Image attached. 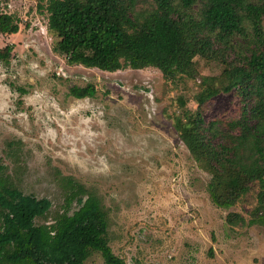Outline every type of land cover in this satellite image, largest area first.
Masks as SVG:
<instances>
[{
  "label": "rangeland",
  "instance_id": "rangeland-1",
  "mask_svg": "<svg viewBox=\"0 0 264 264\" xmlns=\"http://www.w3.org/2000/svg\"><path fill=\"white\" fill-rule=\"evenodd\" d=\"M43 0H0V12L20 22L1 34L13 45L0 60V174L25 193L48 197L61 210V175H71L100 198L108 213V237L127 264H264V225H232L231 213L250 217L259 184L231 208L217 206L209 183L213 167L193 157L181 138L190 122L183 107L196 109L193 80L165 76L154 66L116 71L70 64L54 50L59 39L48 27ZM153 0H139L138 9ZM202 74L221 65L198 60ZM200 77H198V81ZM93 84V96L78 98L74 86ZM239 95L219 93L206 119L230 118ZM85 264H106L94 252Z\"/></svg>",
  "mask_w": 264,
  "mask_h": 264
},
{
  "label": "trees",
  "instance_id": "trees-1",
  "mask_svg": "<svg viewBox=\"0 0 264 264\" xmlns=\"http://www.w3.org/2000/svg\"><path fill=\"white\" fill-rule=\"evenodd\" d=\"M43 0L48 27L59 39L54 50L70 64L116 71L154 66L173 81L198 86L196 109L183 107L190 122L181 138L193 157L213 167L212 201L231 208L259 184L250 217L231 213L232 225H264V0ZM12 13L0 12V36L18 32ZM13 45L0 47L8 64ZM221 65L220 74L201 73L198 60ZM198 77L200 80L198 81ZM239 95L230 118L206 119L207 103L219 93ZM96 87L74 86L71 94L93 96ZM64 201L47 222L48 197L6 184L0 174V264H85L98 252L106 264H127L108 237V213L98 195L71 175H61ZM216 264V263H212Z\"/></svg>",
  "mask_w": 264,
  "mask_h": 264
}]
</instances>
